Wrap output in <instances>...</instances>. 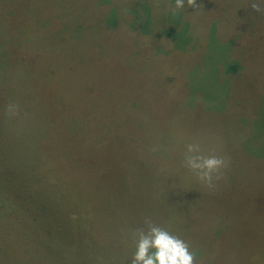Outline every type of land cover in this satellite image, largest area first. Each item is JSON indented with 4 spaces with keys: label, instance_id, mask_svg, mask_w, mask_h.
Masks as SVG:
<instances>
[{
    "label": "rangeland",
    "instance_id": "374dc122",
    "mask_svg": "<svg viewBox=\"0 0 264 264\" xmlns=\"http://www.w3.org/2000/svg\"><path fill=\"white\" fill-rule=\"evenodd\" d=\"M122 2L141 35L84 0H0V264H131L146 217L196 264H264V0H148L149 32ZM190 143L224 158L213 187Z\"/></svg>",
    "mask_w": 264,
    "mask_h": 264
},
{
    "label": "clouds",
    "instance_id": "9594fccd",
    "mask_svg": "<svg viewBox=\"0 0 264 264\" xmlns=\"http://www.w3.org/2000/svg\"><path fill=\"white\" fill-rule=\"evenodd\" d=\"M187 5L189 8L200 7L197 0H187ZM184 6V0H175L173 11L184 8ZM250 7L255 12L264 11V7L258 2H253ZM5 115L9 119L19 117V104L9 102L5 106ZM184 163L198 180L209 187H213L214 176L219 179L220 176L217 174L226 167L223 157L203 154L200 145L196 143L186 146ZM143 225L132 232L135 251L131 264H196V254L186 240L156 224L150 217L144 219Z\"/></svg>",
    "mask_w": 264,
    "mask_h": 264
},
{
    "label": "trees",
    "instance_id": "16d2710c",
    "mask_svg": "<svg viewBox=\"0 0 264 264\" xmlns=\"http://www.w3.org/2000/svg\"><path fill=\"white\" fill-rule=\"evenodd\" d=\"M77 1H79V0H77ZM84 1L86 3V7L88 9H90L89 10V16L92 19L97 20V22H98L99 25L100 24L103 25L102 27H106V26L109 27L110 28V31L112 33H119V34H121V33H126V32H131V31H133L135 33V31L137 29L142 32V30H141L140 27H138L136 25L135 26L130 25L129 20L127 21L125 19V17L122 16L124 13L121 11L120 7L126 5L125 3L122 2V1H126V0H109V1H111L113 3L112 6H108L109 9H108V7L107 8H101V6H100L101 5V0H84ZM132 1H133V4L134 5H131L130 4L129 9H128V14L132 15V18L133 19L134 18H137V16L134 15L135 14L134 13V8L138 12V9L136 8V6L144 5V3L146 5V7L150 6L149 7L150 10H148L146 13H143L142 7L139 8V14H140V16H143L141 20L142 21L146 20L147 22H149V25L147 27V30H144V32H146V31L149 32V30L153 26V17H152L151 5L149 4L148 0H132ZM99 2H100V5L98 4ZM164 2H165V0H164ZM157 5H158V3H157ZM102 11L105 12V15L108 14V13H115V15L118 17L117 23H116L115 26L114 25H110L109 26L108 22L106 21V18L103 17ZM126 18H128V17L126 16ZM124 21L127 23V25L125 24ZM137 33L136 34L138 36L141 35V33H139V32H137ZM151 170H152V168L150 169V171ZM158 176H160V174ZM154 179H155V177H154ZM153 203L154 202H152V204Z\"/></svg>",
    "mask_w": 264,
    "mask_h": 264
}]
</instances>
